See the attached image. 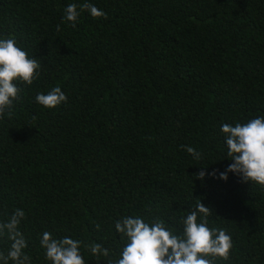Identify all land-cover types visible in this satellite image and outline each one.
<instances>
[{"label": "trees", "instance_id": "trees-1", "mask_svg": "<svg viewBox=\"0 0 264 264\" xmlns=\"http://www.w3.org/2000/svg\"><path fill=\"white\" fill-rule=\"evenodd\" d=\"M73 2L83 0H0V34L41 63L0 121V222L25 211L30 264H50L45 231L83 241L87 264H108L86 246L115 259V219L156 214L179 228L200 201L233 239L218 264H264V187L197 177L232 162L222 123L264 115V0H90L106 16L83 12L75 27L62 20ZM55 86L65 103H36ZM10 244L0 237V251Z\"/></svg>", "mask_w": 264, "mask_h": 264}, {"label": "clouds", "instance_id": "clouds-1", "mask_svg": "<svg viewBox=\"0 0 264 264\" xmlns=\"http://www.w3.org/2000/svg\"><path fill=\"white\" fill-rule=\"evenodd\" d=\"M83 12L93 18L106 16L90 0L69 3L64 8L62 20L73 27ZM60 26L57 25V30ZM40 61L23 48L14 35L0 34V121L11 119L15 103L20 99V84L31 85L39 77ZM35 101L44 108H55L67 101L59 86L47 93H37ZM220 132L227 147L226 157L232 162L224 171L201 170L197 177L227 180L229 173L238 175L243 181H251L264 187V115H257L246 122L222 123ZM194 160L203 154L191 146H183ZM212 211L201 201L182 215L176 223L179 228L153 214L123 215L113 221L115 231L122 241L115 259L110 249L100 243L87 245L88 252L99 259L108 258V264H218L228 261L233 249L232 236L226 229L210 227ZM26 218L23 209L16 208L5 222H0V237L7 234L11 240L5 253L0 251V264H30L25 252L28 240L20 230ZM97 230L100 224H96ZM40 246L50 264H87L82 253L83 241L71 236L56 237L45 231L40 235Z\"/></svg>", "mask_w": 264, "mask_h": 264}]
</instances>
